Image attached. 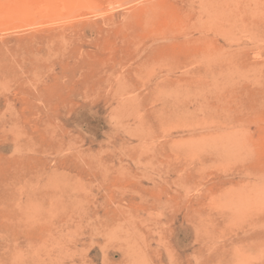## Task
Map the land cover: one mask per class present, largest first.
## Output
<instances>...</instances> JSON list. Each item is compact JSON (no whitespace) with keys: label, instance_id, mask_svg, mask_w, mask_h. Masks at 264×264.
<instances>
[{"label":"rangeland","instance_id":"obj_1","mask_svg":"<svg viewBox=\"0 0 264 264\" xmlns=\"http://www.w3.org/2000/svg\"><path fill=\"white\" fill-rule=\"evenodd\" d=\"M0 264H264V0H0Z\"/></svg>","mask_w":264,"mask_h":264},{"label":"bare ground","instance_id":"obj_2","mask_svg":"<svg viewBox=\"0 0 264 264\" xmlns=\"http://www.w3.org/2000/svg\"><path fill=\"white\" fill-rule=\"evenodd\" d=\"M66 3H67V1H66ZM53 6V5H52Z\"/></svg>","mask_w":264,"mask_h":264}]
</instances>
